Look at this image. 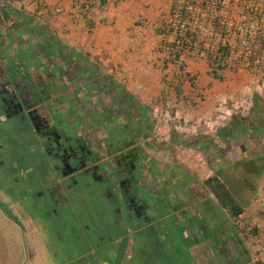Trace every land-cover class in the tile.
Segmentation results:
<instances>
[{"label": "flooded vegetation", "instance_id": "obj_1", "mask_svg": "<svg viewBox=\"0 0 264 264\" xmlns=\"http://www.w3.org/2000/svg\"><path fill=\"white\" fill-rule=\"evenodd\" d=\"M14 5V0H0V123L12 120L32 131L42 158H35L37 179L32 180L20 177L24 164L0 159V170L15 184L1 189L7 197L0 201L6 217L13 220L27 202H37L44 215L68 233L79 230L89 245L78 257L80 264H131L138 251L146 258L152 248L153 254H160L159 241L174 233L163 224L171 217L193 219L187 230L205 236L210 224L206 215L213 205L201 186H187L182 192L176 188L171 179L175 161L163 164L158 157L163 147L146 140L149 120L137 119L132 125L127 112L109 127L96 126L94 134L83 125L80 128L76 123L82 94L76 89V76L71 85L63 80L62 43L50 46L49 30L34 26L28 13L23 14L28 19H20ZM194 196L201 198L199 211ZM44 215L37 219L43 226L28 221L31 231L26 228L23 233L46 232ZM159 223L162 226L156 227Z\"/></svg>", "mask_w": 264, "mask_h": 264}, {"label": "crops", "instance_id": "obj_2", "mask_svg": "<svg viewBox=\"0 0 264 264\" xmlns=\"http://www.w3.org/2000/svg\"><path fill=\"white\" fill-rule=\"evenodd\" d=\"M78 1L25 0L27 3L26 8L29 11L28 14L34 16V26L47 28L49 30L48 40L52 41V38L55 39H53L52 43L50 42V46L56 48L58 41L63 45V78L66 81H73V77L77 75L75 78V80H79L77 90L80 89L79 93L82 94L83 98H81L82 101L78 104L80 111L78 120H82V124L78 120L76 124L79 127L83 125L86 130H91L94 134V129L99 123H101V127L105 128L120 121V117L118 118L115 114L112 115L107 112L106 116H104V113L99 110L97 112L93 110L92 112L88 111L89 105H96L101 101L98 92H96L99 91V83L97 81L94 84L89 83L90 79L93 78L100 80L106 77V80H108L107 85L113 86L118 91L117 97L122 89V92L126 93L127 104L134 111L136 109L143 111L145 109L142 105L143 102L146 103L148 100H155L156 102L160 96H165L166 93L172 95V107L175 109L173 117H176L177 114H182L183 121H186V116L194 120L189 127L186 128L183 125L180 128L187 131V134L192 133L191 135L189 134L190 136L175 128L169 131V134L172 133L173 138L168 134L169 142L165 144L164 149H171L174 151V154L178 153L176 155L177 160L173 157L170 158V160L175 161L176 166V171L172 174L173 177L171 179L180 192L184 191L187 186L191 189L201 186V189L208 193L207 199H210L213 204L217 205L214 197L202 185V182L213 174L215 170H219V168H222V171L226 172L233 167L236 171H241L243 177L245 170L242 164L238 163L234 165L237 155L238 157L242 155L237 154V151H230L224 146L225 148L222 151L216 153L218 155L216 158L219 159L218 165H210L208 174L202 177V173L198 170L197 166L201 168L203 165L207 166V163H212L211 160L193 163L189 158L190 151H196L202 155L203 153L191 146L183 145V141H190V139L196 137L206 142L208 141V126L200 125L197 123V119L199 116L213 115V113L215 115L219 110L216 102L228 94L227 92L221 93L216 89L219 86L218 80L209 75V71L204 63L192 60H185L183 73L189 74L194 78L195 87H192L188 80L183 77L184 74L180 73H176V75L183 80L181 95L176 96L173 84H165L167 81L172 83L180 82V79L173 76L175 74H171L170 77L163 73L168 68V66L167 68H163L165 56L158 51L159 49L155 43L147 40V36H144V34L150 33L151 27L156 26L157 28L160 15H164L168 11L171 0H106L107 3L104 7L99 6V0H92L93 8L88 11V16L91 19L90 26L78 14ZM58 7H61V13L55 11ZM140 18L145 20L144 24L138 22ZM152 32H156V30ZM55 55L56 53L54 52L51 54V57L55 58ZM74 65L78 66L75 67V72L74 70L70 71L69 69ZM151 67H155V69L152 70ZM117 70L122 71L119 73ZM239 75L240 78L235 83L237 88H234L235 90L233 88L230 89L231 93H235L236 90L241 93L252 91V87L256 86V81L245 74ZM117 76L121 79L123 78L124 84L121 86L116 84ZM206 83H211V86L207 88L205 86ZM200 93L204 94V99L201 103L193 107L186 104L189 98H196ZM259 94L264 95L263 93ZM121 97L125 96L122 94ZM166 104L168 105V100H166L164 105ZM101 113L103 116L100 117V122H97L96 118L101 116ZM177 123L181 125L180 122H176L175 124ZM190 130L191 132H189ZM173 132L177 133L174 134ZM149 136L146 140L150 139ZM181 153H183V157H181ZM246 158L251 159L252 155ZM221 162H223V165H221ZM168 163L169 159L165 158L163 164L166 165ZM247 173L250 176L258 175L256 170L249 167H247ZM243 184L244 186H248L242 180ZM249 189L251 190L250 197L244 200L242 215L236 220H231V223L237 221L245 222V229H248V231L253 230L255 233L249 234L243 228L241 232L238 231L246 249L239 242V245L234 246L232 257L227 253L216 256L214 252L207 251L209 247L205 245L206 248L203 250L209 258L208 264H264V206H259L258 203L261 196L259 187L253 185L251 189L248 186V190L246 191L248 192ZM194 203L197 211H199L201 208V198L194 196ZM212 203L211 206L213 205ZM196 236L200 235L197 233ZM227 243H229L228 239ZM196 258L201 262V255L199 253H196ZM205 262L204 259L202 263L205 264Z\"/></svg>", "mask_w": 264, "mask_h": 264}, {"label": "rangeland", "instance_id": "obj_3", "mask_svg": "<svg viewBox=\"0 0 264 264\" xmlns=\"http://www.w3.org/2000/svg\"><path fill=\"white\" fill-rule=\"evenodd\" d=\"M14 6L16 8V11H15L16 14L19 13L21 15L20 19L25 17L23 14L29 12L26 7L23 8V7L17 6L16 4ZM26 6H27V3H26ZM30 17L32 19L34 18L32 16ZM162 17H163V14L160 15V19H159V22L157 23V26H159L162 23ZM25 18L28 19L27 17ZM138 22L144 24L145 20L143 18H140ZM155 28L156 26L151 27L150 33H146L144 34V36H147V40H149L151 43H155L158 47V45L160 44V37H159L160 34L156 35V32H152L156 30ZM156 36L157 38H155ZM151 69L154 70L155 67H151ZM69 70L71 71V69ZM117 71L121 73L122 70H117ZM186 71H187V68H186ZM163 73L165 75H169L170 77H171V74H174V73H171L169 68L163 71ZM118 78L119 77L117 76L116 84L121 86L122 84H124L123 78L122 79L119 78V80ZM239 78H240V75L238 76V75L231 73L230 71H225L224 76L221 77V80L217 81L219 83V86H217L216 89H218L219 92L221 93L227 92L228 95H224V97H222L221 100H218L216 102V104L218 105L217 107L219 108V110L215 113L216 116L214 115V113L213 115L199 116V118L197 119V123H199L200 125H207L206 122H212V121L214 122L215 120L218 121L219 118H227L225 110L232 108L231 107L232 104L235 101H239L240 97L242 98V97L247 96V94H250V92H247V91L241 93V92H238L237 90L235 91V93H231L230 89L233 88V90H235L234 88H237L235 83L237 79ZM251 79L255 81L254 78H251ZM63 80L65 79L63 78ZM258 80L261 81L262 78L259 77ZM96 81L99 83L101 87L103 86L102 85L103 83L108 82L104 80V78L100 80H98V78L97 79L93 78V79H90L89 83L94 84ZM167 82L165 84L169 85V83ZM221 82H224V83H221ZM67 83L71 85L73 81L72 80L67 81ZM256 83L257 81L255 82V85ZM171 84H173L174 86H179V82H176V83L170 82V85ZM205 86L209 88L211 86V83H206ZM255 87L256 86L252 87L254 90L252 89L251 94H254L255 92H257V90H255ZM260 93L264 94V89ZM122 94L126 96V93L124 91L122 92V89H121L119 96L121 97ZM81 98L83 97L81 96ZM165 98L166 100H168V105L166 104L162 106L159 102L158 103L157 101L155 102V100L153 101L148 100L146 103L143 102L142 104L144 106L143 108H145L143 111L136 109V111H138L139 114L142 113L141 115H137L138 112L136 111L132 112V115H133V119H135V116H136V118L146 117L149 120L148 121L150 124L149 142H151V144L153 143V144L158 145L159 148L161 146L163 147L162 149L163 151L158 153V157L162 158L163 160L165 158L170 159L173 157L177 160L176 155H178V153L174 154L173 150L164 149L165 144L169 142L168 141L169 131H172L174 129V125L176 122H180L181 126L184 125V127L187 128L189 127V125H192V122L194 119H191L186 116V121H183L182 114H177L176 117H173L175 109L172 107L173 106L172 95L166 93ZM203 99H204V94L200 93L197 95L196 98L195 97L189 98V101L187 98L188 102H186V104H188L190 107H193V106H196L198 103H201ZM106 100H108V98L104 99L102 102L100 101L99 104L89 105L90 107L88 106L89 107L88 111L92 112L93 110L97 112L99 110L100 112H102L106 108L105 105H103L104 102H107ZM84 103L87 104L88 102H84ZM69 111H71V109ZM107 112L110 114L111 112H114V111H111V112L107 111ZM118 112L119 111L116 108L114 112L115 115H118L117 114ZM75 113L77 114V111ZM127 114L130 115V113H127ZM121 115H124V113H121ZM178 116L179 118H177ZM231 117L229 118L228 122L225 123L224 126H226L229 123V121L231 120ZM119 120L121 121V119ZM96 121L100 122V117H97ZM78 122L82 124V120H78ZM100 124L101 123H99L97 126H99ZM224 126H221V127H224ZM211 129L207 127V130L209 132L208 133L209 135L208 143L211 144L212 150H209L207 154H203V155L199 154V152H196V151H190L191 154L189 158L191 159L193 163L194 162L200 163V161L207 162L210 159V156L213 152L218 153L219 151H222L225 148L224 147L225 145H224V142L221 136H217V133L213 132ZM179 131H182L185 134H187V131L185 130L179 129ZM189 132H191V130ZM173 133L176 134L177 132H173ZM189 134L191 135L192 133H189ZM189 134L187 135L190 136ZM169 135L172 136V133H170ZM33 136L34 134L32 131L28 129L24 130L22 126L17 125V123L13 122L12 120L11 121L3 120L0 123V146H1L0 147V159L5 160V162L6 160L11 162V160L14 159V161H18L19 164L20 163L21 165L24 164L23 176H20V177L24 179H28V180H32L34 178L37 179V177L34 176L36 174L35 173L36 172V159L35 158L36 157L42 158L41 152L37 151L36 149L37 141L33 138ZM192 140H194V138L190 139V141ZM196 144H198V141L192 143L191 145L195 146ZM182 154L183 153H181V157H183ZM199 158H201V160H199ZM210 165L212 164L207 163V166L203 165L202 167L203 169L197 166V168H199L198 170L202 173L201 174L202 177L208 174ZM221 165H223V162H221ZM1 172L2 171L0 170V201L6 202L7 197L5 195V191L1 189H5L10 186L15 187V184H12V179H10V177L7 174L3 172L1 173ZM225 174L226 175L230 174V175L228 178H223L224 182L226 183L230 191L233 193V195L242 204H244V200L250 197V192H251L250 189L248 192L246 191L248 190V186H244V184L242 185V180H243L242 178L246 177L248 181H250V184L259 187L261 196L259 197L258 203H259V206H263L261 205V203L264 201V171L261 174H258L255 176H250L246 172L243 174L244 176L242 177V172L236 171V169L232 167L230 170H227ZM30 175H33L32 176L33 178L29 177ZM37 175L40 176L38 172H37ZM30 185L34 187V185L36 184L34 182H31ZM21 187H22L21 185L16 186V188L18 189H20ZM207 194L208 193H206V196H208ZM209 201L211 204L212 201L210 199ZM207 212H208V209H207ZM7 213L8 212L6 213L2 212V210L0 209V264H29V263L31 264H80L82 260L81 258H78V257H81L89 249L88 247L89 245L85 241H83L84 238L82 237L78 229L75 232L68 233L67 229H64L63 228L64 226L61 228L59 226L60 223L57 224V222H55L52 217H49V216L46 217L44 215L45 210L42 209V207L39 208L38 203L35 201L33 202V204L27 202L25 204V209H22L20 215L15 216L16 218L13 220H10L9 218L6 217ZM214 213H216L215 216H214ZM43 215L47 220H45V218L43 219L48 222L47 231L46 232L43 231V233H38V235L36 234L34 235L30 233L28 236L25 235L24 230H26V228L29 230V232L31 231V226L28 224V221L32 220L34 222H37L38 217L40 218ZM188 215L192 217L193 214L189 213ZM11 216L12 215H10V217ZM206 217L208 218L210 224L206 225L205 236H204V233H202V235L199 234L200 236H197V237L193 233L192 229H190V231L187 230L189 229L187 228V225H190V228H191V225H192L191 222L193 219H191L190 221H187L183 219L182 216L168 218V220L163 222V224L164 223L166 224L164 225V227L166 228L170 227L171 230H174V233H173V236H171V239H170V236L167 235L166 240L159 241L160 248L162 249V251L161 249L159 250L160 254L158 253L153 254V248H152V249H148L146 258H144L145 252L142 254L140 251H138V255L135 257V259L132 260L131 264L133 263L134 264H203L202 261L204 259L206 261L205 264H207V262H209V258L206 252H204L203 250V247L205 245L209 247L207 251L214 252L216 256L227 253L229 256L232 257L233 256L232 252L234 251L233 246L237 244L239 245V242L242 243V239L238 231L241 232V229L243 228L244 230H246L245 232H249L248 229H245L246 228L245 222L242 223L240 221H237V222L231 223V219L226 213V211L218 207L215 204H213V207H210L209 205V212L206 215ZM195 218L198 222V214H196ZM71 219L73 222L76 221L73 218H69V220ZM54 222H55V225H54ZM25 223H26V226H25ZM37 223L41 224L42 226L44 224L43 221H38ZM65 223L66 221H64V224ZM160 224L161 223L157 224L156 227L162 226ZM196 224H197V227H201V224L200 225H198V223ZM194 236L202 243H200L197 240L198 244L196 245L197 241L194 238ZM227 239L229 240V243H227ZM94 245L96 244L94 243ZM241 245L243 248H245V245L243 243ZM196 253L197 254L199 253V255H201V262H199L198 258H196ZM134 255L136 254L134 253ZM86 259L88 258L86 257L85 260Z\"/></svg>", "mask_w": 264, "mask_h": 264}, {"label": "built area", "instance_id": "obj_4", "mask_svg": "<svg viewBox=\"0 0 264 264\" xmlns=\"http://www.w3.org/2000/svg\"><path fill=\"white\" fill-rule=\"evenodd\" d=\"M87 1H78L79 15L81 4L85 11L92 9ZM15 4L26 7L25 0ZM55 11L61 13L62 9ZM160 25L158 49L164 56H176L177 65L192 60L204 63L209 72L221 77L225 71L246 74L257 81L255 93L264 89V0H171ZM168 68L175 75L179 73L172 64ZM249 92L225 110L227 118L206 122L207 126L216 132L233 114L248 111L253 106ZM181 127L174 125L176 130Z\"/></svg>", "mask_w": 264, "mask_h": 264}, {"label": "trees", "instance_id": "obj_5", "mask_svg": "<svg viewBox=\"0 0 264 264\" xmlns=\"http://www.w3.org/2000/svg\"><path fill=\"white\" fill-rule=\"evenodd\" d=\"M87 3L89 4L90 8H93L92 0H89V2L87 1ZM106 3H107L106 0H99L100 7H104ZM80 8H81L80 13L83 19H85V22L90 26L91 19L88 16V11L84 10L83 4L80 5ZM161 31H162L161 25L157 26L156 33L160 34ZM53 39L54 38H52V41H50L51 43L55 40ZM169 64L176 66L179 73L184 74L183 77L188 80V82L192 87H195L194 78L189 74L183 73L184 63H180L179 65H177V58L176 56L172 58L171 53H167L165 55L163 59V68H167ZM75 67L78 66L75 65L71 66V71L74 70L75 72ZM209 75L214 79L221 80L220 75L217 74L216 72H209ZM173 76H176L180 79L179 86H174L176 96H179L182 94L183 80H181V77L177 75H173ZM104 80H106V77L104 78ZM102 85H103L102 87L99 85L98 87L99 91H96L98 92L99 95L97 93L96 94L100 97L101 101L108 98V100H106L107 102H104L103 104L106 107L102 111V113H104L103 114L104 116H106L107 111L115 112L117 108L119 112L117 113L118 115L115 116L120 117V119L122 120L121 113L129 112L130 116H132L130 119L132 125L136 123L137 119H142V118H136V116L135 119H133L132 112H134V109L132 107H129V105L127 104L128 99L126 96L116 97L118 91L113 86L107 85V82L103 83ZM252 98H253V106L248 111L238 112L237 114L233 115L229 123L224 127H219L216 133L217 136H221L228 150L237 151V154L242 155L241 156L242 158L238 157L237 155L234 165H237L238 163L242 164L245 173L247 172V167H249L251 169L256 170L257 174H261L264 171V95L254 93ZM158 102L164 105L166 103L165 96L163 95L160 96L157 100V103ZM114 105L116 106V108ZM114 112H111L110 114L113 115L115 114ZM141 114L142 113L139 114L138 112L137 115H141ZM197 141L198 144H196L195 146L191 145L192 143ZM208 141L206 142L204 140H201L199 137H196L192 141H188V140L183 141V145L191 146L197 151H201L203 154H207L209 150H212L211 149L212 146L210 143H208ZM249 155H252L251 159L246 158V157L249 158ZM216 156L218 155L215 152L211 154L210 160L212 162L211 163L212 165L213 164L218 165L219 163V159H217ZM229 175L230 174L226 175L225 172L222 171V168L221 169L219 168V170H215L213 174L208 176L202 182V185L214 197L217 206L224 209L231 220H236L240 215H242L244 211V205L233 195V193L230 191V189L224 182L223 178H228ZM242 179L251 189L253 188V185L250 184V181H248L246 177L245 178L243 177ZM248 233L253 234L255 232L253 230H250Z\"/></svg>", "mask_w": 264, "mask_h": 264}]
</instances>
